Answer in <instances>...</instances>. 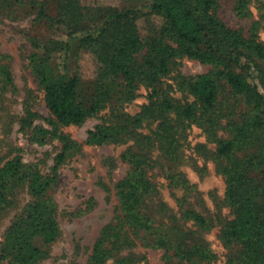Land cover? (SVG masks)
Listing matches in <instances>:
<instances>
[{
    "label": "trees",
    "instance_id": "1",
    "mask_svg": "<svg viewBox=\"0 0 264 264\" xmlns=\"http://www.w3.org/2000/svg\"><path fill=\"white\" fill-rule=\"evenodd\" d=\"M49 1L40 3L38 18L46 22L67 18L65 37L33 39L31 64L45 106L58 124L81 125L113 102H129L140 85L150 91L149 101L137 115L121 118L118 123L98 124L87 133L89 144L132 140L137 147H129L124 153L123 158L131 166L127 179L119 186L120 205L132 229L150 232L148 220L142 216L145 198L154 191L148 174L152 162L148 152L156 146L164 159L174 160L180 132L190 124L214 135L220 117L216 102L222 86L244 101L247 111L240 120L227 124L228 137L216 141L224 197L233 213L221 232L225 243L240 246L239 264H264V43L254 34L245 35L227 27L218 14L220 0H149L146 12L136 7L120 9L82 5L79 0H52L54 16L47 13ZM250 1L237 0L235 10L241 13ZM147 15L160 23L149 28L150 35L141 37L138 20ZM81 51L90 52L98 64L96 78L89 84V103L81 98L80 78L71 74L68 65ZM177 57L213 67L205 74L181 79L178 86L192 97L184 103L157 87ZM7 84H11V76L0 62V97ZM148 120L156 122V127L144 134L139 128ZM244 145L253 149L241 156L238 152ZM22 167L20 159L15 158L0 168V210L17 182L24 181L31 198L4 234L0 264H36L59 235L55 210L45 199L48 179L43 180L38 173L23 174ZM177 177L181 178L169 176L174 188L180 186L179 179L174 181ZM177 201L185 203L184 198ZM181 217L200 230L207 227L205 218L194 210H183ZM175 230L178 237L186 235L181 229ZM125 235L126 230L113 237ZM103 242L95 244L89 264H101L107 258ZM158 245L182 254L187 264L209 260L201 245L184 246L167 238L159 239ZM118 264H128V260L123 257Z\"/></svg>",
    "mask_w": 264,
    "mask_h": 264
},
{
    "label": "rangeland",
    "instance_id": "2",
    "mask_svg": "<svg viewBox=\"0 0 264 264\" xmlns=\"http://www.w3.org/2000/svg\"><path fill=\"white\" fill-rule=\"evenodd\" d=\"M79 1L90 6L136 7L144 12L149 4V0ZM42 2L0 0V62L11 76V84L6 85L0 97V168L19 158L23 174L38 173L43 180L48 179L45 199L55 210L59 228L58 237L36 264H89L94 246L100 240L104 241L102 248L107 255L101 264H118L123 257L128 264H187L182 254L176 255L174 250L159 246L161 238L182 242L184 246L201 245L209 255V260L202 264H239L240 246L227 244L222 237L221 229L233 213L224 197L225 182L215 149L218 138L229 136L227 124L240 120L247 111L244 101L222 86L216 102L220 117L214 135L197 124H190L180 132L174 160L164 159L156 146L148 152L152 161L148 174L154 191L145 198L142 216L148 220L150 232L132 229L120 205L119 186L127 179L131 166L123 158L124 153L129 147L132 150L137 147L132 145V140L89 144L87 133L98 124L118 123L121 118L137 115L149 101L150 91L140 85L129 102H113L81 125L58 124L45 106L43 90L34 75L31 42L37 37L43 41L65 37L63 29L67 28L68 20L39 19ZM236 3L237 0L219 1L221 20L227 27L239 29L245 35L254 34L264 43V0H251L241 13L235 10ZM49 4L47 13L54 16L55 5L52 0ZM68 19L71 20L69 15ZM159 23L154 16L141 17L140 36L150 35L149 28ZM68 65L71 74L80 78L81 98L89 103V84L98 70L95 58L90 52L81 51ZM212 69L211 65L177 57L170 73L157 87L167 90L179 103L191 101V95L178 86L181 79ZM155 127L156 122L148 120L139 130L149 134ZM252 149L244 145L238 154L243 156ZM170 175L183 179H174H179L178 188L170 185ZM22 182L9 190L8 203L0 210V247L7 228L31 201ZM177 198H184L185 203L178 204ZM185 209L201 214L207 222L206 229L200 230L192 226V221L182 219ZM109 226L110 232L103 237ZM176 228L186 235L178 237ZM124 230L126 237H113Z\"/></svg>",
    "mask_w": 264,
    "mask_h": 264
}]
</instances>
